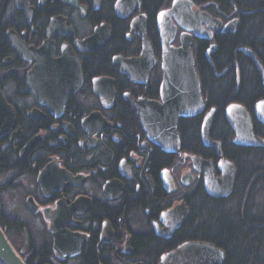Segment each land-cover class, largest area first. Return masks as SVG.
Listing matches in <instances>:
<instances>
[{"label": "flooded vegetation", "instance_id": "flooded-vegetation-1", "mask_svg": "<svg viewBox=\"0 0 264 264\" xmlns=\"http://www.w3.org/2000/svg\"><path fill=\"white\" fill-rule=\"evenodd\" d=\"M119 1L0 0V95L14 114L12 127L0 137V227L25 264H164L163 256L199 242L186 238L185 226L191 197L202 190L207 194L205 174L192 165V156L198 155L186 146L192 141L185 127L200 125L207 158L198 157L213 163L216 179L222 177L216 151L201 138L205 113L179 121L180 154H168L150 140L129 102H162L157 22L173 0L153 13L144 0H132L121 10ZM191 1L224 25L234 22L232 33L214 30L212 39L194 40L198 76L204 58L217 78L233 72L239 92L242 63L234 58L218 71L213 59L220 38L235 36L241 16L249 12ZM133 24L144 28L156 63L131 79L115 59L141 56L142 40L132 32ZM97 29L99 40L86 44ZM182 33L178 28L175 47ZM243 50H250L264 68L262 60L248 46L235 53L249 62L264 88ZM201 90L207 110L215 108L202 84ZM261 101L253 113L246 109L254 134L255 128L264 129L256 118ZM209 137L213 140L211 130ZM181 204L188 208V218L173 229L179 219L167 216Z\"/></svg>", "mask_w": 264, "mask_h": 264}, {"label": "water", "instance_id": "water-1", "mask_svg": "<svg viewBox=\"0 0 264 264\" xmlns=\"http://www.w3.org/2000/svg\"><path fill=\"white\" fill-rule=\"evenodd\" d=\"M131 2L132 0H120L117 9L121 10L129 6ZM137 2L140 3V0H137ZM157 24L161 37L162 69L164 73L161 86L162 102L146 100H129V102L133 109L137 111L141 124L150 140L168 154H180V136L177 131L179 121L182 118H193L205 113L201 138L205 147L216 151L220 159L218 168L222 173V177L215 178L211 161L192 156L191 162L197 172L205 174L204 184L209 196L217 199L229 197L233 191L237 169L234 164L223 157L221 143L213 141L209 137L217 110L215 108L207 110L208 102L202 94L192 45L195 39H212L214 30H221L222 33H232L230 28L234 25V22L224 25L223 22L214 19L208 13L196 9L191 0H173L171 8L159 14ZM139 28L137 24L132 25V32L138 34L142 40L141 56L132 60L115 59V63L120 65L123 73L131 79L135 74L134 72L142 68L148 72L156 63L151 42L144 28ZM178 28H181L183 33L180 36V46L175 47L173 43ZM49 31L50 34L55 33L53 27ZM98 40L99 29L85 43L93 44ZM243 52L255 63L264 83L262 64L250 50H243ZM98 82L100 81H97V86L100 84ZM67 93L64 98H66ZM225 116L234 131L233 143L236 146L264 148V140L255 136L251 116L245 107L237 103L230 104L226 109ZM7 117L11 119V122L8 121ZM256 118L264 125V101L259 102L256 106ZM13 122L14 114L0 95V137L8 132ZM188 211V208L182 204L169 211L167 217L173 218V220L179 219L177 224L172 225L173 229H176L179 225L182 226L186 222ZM181 213L183 216L180 218L178 215ZM178 260L184 261L183 264H224L226 255L223 250L216 248L213 244L203 242L185 243L162 258L164 264H175V261ZM0 263L25 264L1 227Z\"/></svg>", "mask_w": 264, "mask_h": 264}, {"label": "trees", "instance_id": "trees-1", "mask_svg": "<svg viewBox=\"0 0 264 264\" xmlns=\"http://www.w3.org/2000/svg\"><path fill=\"white\" fill-rule=\"evenodd\" d=\"M169 0H144L149 12ZM170 0L169 2H171ZM197 1V0H196ZM168 2V3H169ZM221 6H235L248 14L241 16V26L233 37L220 38V48L213 59L216 70L238 58L242 63L240 89L235 74L217 78L207 61H199L200 80L210 106L217 109L211 138L222 143L223 156L237 168L234 191L226 200H216L202 190L190 199L191 218L185 226L186 238L213 244L226 254L224 264H264V148H241L233 143L234 132L225 112L231 103L242 104L253 113L257 101L264 99V88L253 67L243 56H235L240 47H250L264 64V1L263 0H204ZM251 12V13H250ZM195 154L207 158L201 149L200 125L185 127ZM264 138V129L255 128ZM198 229H194L197 227Z\"/></svg>", "mask_w": 264, "mask_h": 264}]
</instances>
